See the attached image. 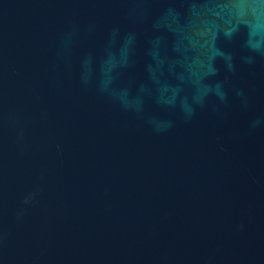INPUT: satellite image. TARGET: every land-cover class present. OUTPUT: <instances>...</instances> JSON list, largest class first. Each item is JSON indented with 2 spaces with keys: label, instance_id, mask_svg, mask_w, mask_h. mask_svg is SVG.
I'll return each instance as SVG.
<instances>
[{
  "label": "water",
  "instance_id": "obj_1",
  "mask_svg": "<svg viewBox=\"0 0 264 264\" xmlns=\"http://www.w3.org/2000/svg\"><path fill=\"white\" fill-rule=\"evenodd\" d=\"M0 264H264V0H0Z\"/></svg>",
  "mask_w": 264,
  "mask_h": 264
}]
</instances>
